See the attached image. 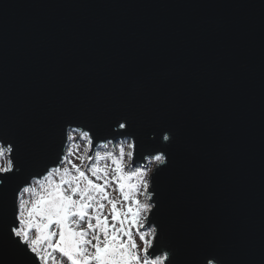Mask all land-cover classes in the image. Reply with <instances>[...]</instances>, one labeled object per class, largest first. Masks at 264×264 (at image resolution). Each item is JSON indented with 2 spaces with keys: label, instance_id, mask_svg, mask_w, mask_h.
I'll use <instances>...</instances> for the list:
<instances>
[{
  "label": "water",
  "instance_id": "1",
  "mask_svg": "<svg viewBox=\"0 0 264 264\" xmlns=\"http://www.w3.org/2000/svg\"><path fill=\"white\" fill-rule=\"evenodd\" d=\"M118 108L150 143L175 129L157 179L181 259L264 264V0H0V125L26 157L60 115Z\"/></svg>",
  "mask_w": 264,
  "mask_h": 264
},
{
  "label": "snow or ice",
  "instance_id": "2",
  "mask_svg": "<svg viewBox=\"0 0 264 264\" xmlns=\"http://www.w3.org/2000/svg\"><path fill=\"white\" fill-rule=\"evenodd\" d=\"M150 128L159 129L163 145L148 142L125 109L102 120L68 112L44 150L28 158L21 138L0 125L7 160L0 167V264H188L165 222L157 179L176 132L163 120ZM195 264L223 261L206 247Z\"/></svg>",
  "mask_w": 264,
  "mask_h": 264
},
{
  "label": "rangeland",
  "instance_id": "3",
  "mask_svg": "<svg viewBox=\"0 0 264 264\" xmlns=\"http://www.w3.org/2000/svg\"><path fill=\"white\" fill-rule=\"evenodd\" d=\"M101 145H103V143H101ZM107 150H109V151L112 150V145L111 144L108 145V149ZM80 151L81 152L84 151V143L83 142L81 144ZM101 151H103V149H101ZM148 163H149V166L152 167V168H154L156 166L155 163H152L150 161ZM6 165H7V160L5 158H0V167L6 166ZM112 195H113V197H116L117 194L116 193H112ZM58 259H59V257H58Z\"/></svg>",
  "mask_w": 264,
  "mask_h": 264
}]
</instances>
